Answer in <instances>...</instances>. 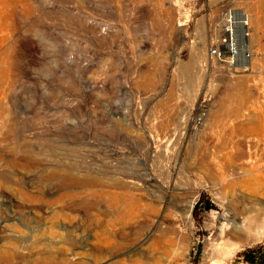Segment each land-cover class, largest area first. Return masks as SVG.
I'll return each mask as SVG.
<instances>
[{
  "label": "rangeland",
  "instance_id": "1",
  "mask_svg": "<svg viewBox=\"0 0 264 264\" xmlns=\"http://www.w3.org/2000/svg\"><path fill=\"white\" fill-rule=\"evenodd\" d=\"M229 4L255 18L235 73L208 57ZM256 121L264 0H0V264H200L222 224L264 214V176L230 187L196 164L236 160L218 145ZM259 249L264 224L220 263Z\"/></svg>",
  "mask_w": 264,
  "mask_h": 264
},
{
  "label": "bare ground",
  "instance_id": "2",
  "mask_svg": "<svg viewBox=\"0 0 264 264\" xmlns=\"http://www.w3.org/2000/svg\"><path fill=\"white\" fill-rule=\"evenodd\" d=\"M259 13V12H258ZM249 14V13H248ZM257 14V13H256ZM249 18H250V23L253 24L254 19L253 16L251 14H249ZM257 18V17H256ZM259 22V20H258ZM258 24V23H256ZM258 25H256L257 27ZM95 28V27H94ZM258 28H260L258 26ZM257 28V29H258ZM96 29V28H95ZM97 32V31H96ZM258 33V32H257ZM256 34V33H255ZM254 37H256L254 34H253ZM250 39V40H249ZM247 40V44L248 45V41L251 43L252 42V39L253 37L250 36ZM255 41V40H254ZM241 49H242V52L244 51V49L242 48L241 46ZM251 56V55H250ZM250 58V57H249ZM248 60V59H247ZM247 60H243V61H240L237 65L238 68H245L246 65H248V62ZM243 65V66H242ZM241 66V67H239ZM90 84L95 87L97 86V82L96 81H91ZM91 86V87H92ZM92 87V88H93ZM240 111V110H239ZM238 114V113H237ZM256 119V118H255ZM250 121H253V120H250ZM257 122V121H256ZM246 123V122H245ZM224 124V123H223ZM244 124V123H242ZM251 124V123H250ZM245 126V124H244ZM249 123H247L246 127L247 128H250L249 127ZM260 128V131L259 133L255 136V137H252L251 140H245V135L243 134H239V135H231V134H224L225 137H223L224 139V142L221 143L219 146V149L221 148L222 150L225 151V149L227 148H230L228 147L229 144H233L231 146H236V149H237V152H238V158H236V160H238V162L236 160H233L231 154V152L229 151V153H227L228 151H226V153L221 154L222 156H224L222 159H219L218 161H215V165H212L211 161H214L213 159V155L210 154L208 157L206 156L207 159L205 160H198L197 161V165L199 166H203V170L206 172V174L208 175V177H211V178H217L216 180H226L227 181V185L228 186H232L234 185L235 183H244V185H250L249 183L252 182V180H258L261 179L260 177L264 176V170L263 171H260V172H257V173H253L257 168H260L259 167V161L260 160H264V124H261L259 125L258 122L256 124V127ZM253 127V125H252ZM241 128V127H240ZM245 130V129H244ZM250 130L253 131V129L251 128ZM257 130V129H256ZM243 131V129H242ZM248 132V131H247ZM255 133V132H254ZM243 135V136H242ZM209 137V135H208ZM222 137V135H221ZM211 138V137H210ZM215 138V137H214ZM212 139V138H211ZM250 139V138H249ZM210 140V139H209ZM211 141V140H210ZM214 141V140H213ZM217 141V139L215 140ZM218 141H220V139H218ZM207 142V141H205ZM235 143V145H234ZM213 144V143H211ZM216 144V143H215ZM218 144V143H217ZM205 145V144H204ZM210 143L206 144L207 147H210L209 146ZM215 146V145H213ZM217 146V148H218ZM213 148V147H212ZM232 149V148H231ZM208 150V149H207ZM212 150V149H211ZM215 150V149H213ZM218 150V149H217ZM217 150L214 152V153H217ZM220 150V152L222 151ZM230 150V149H228ZM235 150V149H234ZM219 151V150H218ZM261 151V153L259 152ZM218 152V153H220ZM234 152V151H233ZM203 153V152H202ZM223 153V152H221ZM236 153V152H235ZM257 153H259L258 157H256ZM202 155V154H201ZM215 155V154H214ZM220 156V155H219ZM236 156V155H235ZM215 157H218V155ZM254 157V159H256L252 164H250V161H252V158ZM210 158L212 160H210ZM234 158V157H233ZM249 159L248 161H246V159ZM197 159V158H196ZM203 159V158H202ZM217 159V158H216ZM258 163V164H257ZM198 167V166H197ZM258 171V170H257ZM249 176H253V177H249ZM149 180L151 181H154L156 180V178L154 176H152L151 178H149ZM263 180V179H262ZM257 181V182H258ZM264 181V180H263ZM255 182V181H254ZM253 182V183H254ZM222 183V182H221ZM264 183V182H263ZM226 184V182H225ZM260 184H261V180H260ZM258 186V185H257ZM226 186H224L223 184V188H225ZM253 190V189H252ZM245 198V197H244ZM250 198V197H249ZM248 199V198H247ZM253 199V198H252ZM245 200V199H244ZM144 203V202H143ZM248 205L250 202H247ZM256 203V205H261V203H257V202H254ZM253 203V204H254ZM141 204V203H140ZM242 204V203H241ZM143 205V204H142ZM141 205V206H142ZM126 206V205H125ZM245 206V205H244ZM260 206H253L252 209H247V208H244L242 209V213H243V216L241 217V220L239 222H234L231 226L228 224H226L227 227H224L225 224H222L223 226L220 228V232H219V237L221 238V242H216L215 240H210L209 242H207V244L204 246V252H203V257L200 261V264H221L220 262L222 261V259H224L225 255H227L228 253V247L230 245V239L232 237H234L235 239L237 240H243V239H246L248 238L249 236V232H253L255 230H259L263 224H264V214L261 213V208H258ZM263 207V206H262ZM134 208V207H133ZM263 209V208H262ZM139 210V209H138ZM144 211V210H143ZM140 212V211H138ZM240 213H241V210H240ZM138 215V214H137ZM141 215V213H140ZM136 216V215H135ZM114 217V216H113ZM143 217V216H142ZM117 218V217H116ZM129 219V218H128ZM131 219V218H130ZM147 219V218H146ZM117 221V219L115 220V222ZM143 223V222H142ZM111 225V223H110ZM114 225V224H113ZM112 225V226H113ZM142 225V224H141ZM229 226V227H228ZM230 228V229H229ZM112 229V228H111ZM172 229V228H171ZM169 228V230H171ZM175 229V228H174ZM228 229V230H227ZM115 230V229H114ZM173 230V229H172ZM227 230V231H226ZM172 233V231H170ZM174 232V231H173ZM176 232V231H175ZM114 233V232H113ZM161 234V233H160ZM169 234V233H168ZM109 235V232L108 234ZM163 235V234H161ZM176 233L174 234H171L170 236V239L171 240H175V238L177 237ZM179 237V236H178ZM167 238V237H166ZM180 238V237H179ZM169 239V238H168ZM167 239V240H168ZM181 239V238H180ZM166 240V241H167ZM182 241V240H181ZM180 241V242H181ZM223 242V243H222ZM168 247V246H167ZM114 264H124V263H120V262H116Z\"/></svg>",
  "mask_w": 264,
  "mask_h": 264
},
{
  "label": "built area",
  "instance_id": "3",
  "mask_svg": "<svg viewBox=\"0 0 264 264\" xmlns=\"http://www.w3.org/2000/svg\"><path fill=\"white\" fill-rule=\"evenodd\" d=\"M250 36L251 23L248 12L235 4L224 6L208 49L209 59L233 73L247 69L238 68L237 64L249 59L251 55V49L246 45Z\"/></svg>",
  "mask_w": 264,
  "mask_h": 264
},
{
  "label": "trees",
  "instance_id": "4",
  "mask_svg": "<svg viewBox=\"0 0 264 264\" xmlns=\"http://www.w3.org/2000/svg\"><path fill=\"white\" fill-rule=\"evenodd\" d=\"M255 254L262 257V260L261 261H256L255 260ZM244 255V259L246 262L248 263H251V264H264V249H259V251H250V250H247L243 253ZM256 255V256H257Z\"/></svg>",
  "mask_w": 264,
  "mask_h": 264
}]
</instances>
